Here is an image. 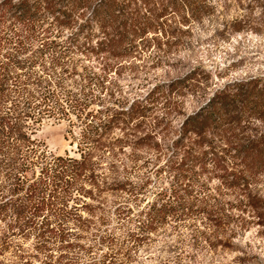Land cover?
Wrapping results in <instances>:
<instances>
[{"label": "trees", "instance_id": "obj_1", "mask_svg": "<svg viewBox=\"0 0 264 264\" xmlns=\"http://www.w3.org/2000/svg\"><path fill=\"white\" fill-rule=\"evenodd\" d=\"M210 13L208 0H0V221L7 227L0 248L10 242L7 230L41 231L53 223L62 232L68 221L81 217L68 201L92 197L98 186L92 153L108 126L100 125V132L81 129L74 136L78 156L49 151L33 134L45 120L64 119L69 110L64 93L51 90L49 82L41 84L35 64H44L46 53L59 64L80 48L118 60L144 43H159L161 35L165 44H178L194 21ZM64 30L67 36L58 40ZM210 80L209 71L194 67L147 93L157 92L163 100L164 142L154 140L152 131L137 142L168 154L161 169L172 178L139 211L144 238L169 217L192 210L194 200L207 197L213 180L217 188L241 195L238 207L256 211L264 225V197L253 191L264 176V77L229 80L214 89ZM189 97L199 103L185 112ZM144 99L117 113L130 121L143 117ZM170 115L182 117L176 127Z\"/></svg>", "mask_w": 264, "mask_h": 264}, {"label": "rangeland", "instance_id": "obj_2", "mask_svg": "<svg viewBox=\"0 0 264 264\" xmlns=\"http://www.w3.org/2000/svg\"><path fill=\"white\" fill-rule=\"evenodd\" d=\"M208 3L210 15L189 28L182 25L187 29L178 44H165L167 37L161 35L159 43H144L118 60L80 48L66 53L59 64L53 65L47 53L44 64H35L41 84L49 82L51 90L64 93L69 110L64 119L45 120L33 134L49 151L78 156L79 131L100 132V125L108 126L92 153L98 186L92 197L68 201L81 217L68 221L62 232L53 223L41 231L7 230L10 242L0 248V264H264L261 218L250 207H238L241 195L217 188L216 180L209 183L207 197L193 201L192 210L169 217L147 238L138 227L139 211L172 178L167 168L161 169L168 154L137 142L145 131L164 142L163 100L157 92L147 95L153 85L194 67L210 72V89L229 80L264 77V0ZM67 34L64 30L58 40ZM144 97L143 117L130 121L117 113ZM198 103L186 98L183 110L190 112ZM169 119L176 127L182 117ZM253 188L264 197V176ZM204 204L211 207L200 211ZM6 228L0 221V234Z\"/></svg>", "mask_w": 264, "mask_h": 264}]
</instances>
